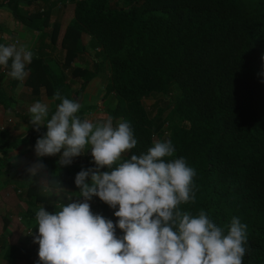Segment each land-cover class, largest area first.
Returning <instances> with one entry per match:
<instances>
[{"label": "trees", "instance_id": "trees-1", "mask_svg": "<svg viewBox=\"0 0 264 264\" xmlns=\"http://www.w3.org/2000/svg\"><path fill=\"white\" fill-rule=\"evenodd\" d=\"M110 1L75 0L60 49L63 68L81 84L68 96L62 76L65 89L60 94L79 102L105 62L110 75L104 97L115 98L109 116L113 122L130 123L138 141L124 158L171 140L172 158L183 157L196 170L195 202L180 209L193 215L203 210L225 231L238 217L247 225L242 264H264V0H122L120 7ZM58 31L55 24L52 44ZM83 36L90 38L92 50L99 49L84 65L88 49ZM45 68L42 59L33 56L24 84L33 96L43 91L52 98L56 92ZM4 71H10V62ZM18 82L12 79V84ZM151 96L172 103L179 122L168 132L161 130L165 109L159 102L148 110L143 103ZM0 105L5 110L11 105L2 87ZM23 118L33 142L46 133V127L37 132L29 116ZM13 144L2 142L1 152ZM91 159L66 167L48 161L53 187L61 182L67 191L78 192L75 176L82 168L95 167ZM38 191L29 187L27 196L39 198ZM90 206L94 214L116 223L118 206L112 209L98 197ZM116 234L123 235L118 228Z\"/></svg>", "mask_w": 264, "mask_h": 264}, {"label": "clouds", "instance_id": "clouds-1", "mask_svg": "<svg viewBox=\"0 0 264 264\" xmlns=\"http://www.w3.org/2000/svg\"><path fill=\"white\" fill-rule=\"evenodd\" d=\"M33 56L25 46L0 44V66L8 68L10 62L8 76L14 80L27 78L26 66ZM57 100L61 102L52 111L50 104ZM52 101H36L28 109L34 129H47L35 143V156L51 157L63 150L58 164L66 167L90 149L95 167L76 174L78 196L67 193L61 182L53 187L39 159L26 169L42 191L55 192L58 198L65 194L55 205L58 211L40 206L35 212L38 264H242L246 224L233 217L225 231L203 210L193 215L180 209L181 204L195 202L196 170L185 158H172L171 140L125 159L138 143L130 123L82 119L77 115L80 103L59 92ZM105 167L108 171L102 172ZM93 197L112 209L118 206L115 224L92 212ZM117 228L122 236H117Z\"/></svg>", "mask_w": 264, "mask_h": 264}, {"label": "crops", "instance_id": "crops-1", "mask_svg": "<svg viewBox=\"0 0 264 264\" xmlns=\"http://www.w3.org/2000/svg\"><path fill=\"white\" fill-rule=\"evenodd\" d=\"M74 2L75 0H0V44L25 46L34 53V56L40 57L43 64L46 65L45 74L53 83L52 90L59 93L65 89V86L61 84L62 76L65 77V81L63 80L65 85H70L72 82L71 88H66L67 93H70V90L75 92L81 84V79H73L68 69L63 68L64 55L60 49V42L65 30L73 19ZM112 3L122 5V0H111L110 4ZM46 12L48 18L44 21ZM55 24L59 26V31L55 38V44H52L50 37ZM82 40L88 49L82 63L83 65L90 64V54L94 55V52H98L99 49L94 51L90 48L88 36H83ZM102 65L103 69L108 68L109 70V66L105 62ZM99 73L100 70L84 88L82 96L87 92L92 93V87L99 88L101 86L99 94L104 99L102 98L97 103V106L101 107L108 99L104 97V88L108 78L103 81L105 78H101ZM109 75L110 73H108V77ZM25 81L26 79L12 84V78L8 76V72L4 71V67L0 66V87L11 102L8 110L0 105V144L15 142L5 153L0 150V264H38L39 246L33 243L37 227L35 212L40 206H43L48 212L58 211L59 209L55 205L58 201H62L65 195L60 193L58 198L55 192L42 191L38 184L29 178L26 171L39 159L45 165V174L47 175L48 161L51 160V157L37 158L35 156V143L40 136L33 142L31 128L23 117L28 118L29 116L30 118L28 109L34 102L52 101V98L47 97L43 91L38 96H33L31 88L24 84ZM71 95L73 96V94ZM79 103L81 108L77 115L82 119H88L93 123L95 120L97 122L106 120L98 112L101 109L87 111L91 106L83 104L81 100ZM57 105L55 101L51 102L52 111ZM88 112L92 115H87ZM27 137L28 140H25ZM87 155L81 162L87 158ZM34 179L38 180V177ZM34 186L39 188V198L34 195L27 196L28 188ZM78 192L67 191L73 196H78ZM63 202L67 204L69 201L65 199ZM31 232L33 235H29Z\"/></svg>", "mask_w": 264, "mask_h": 264}, {"label": "rangeland", "instance_id": "rangeland-1", "mask_svg": "<svg viewBox=\"0 0 264 264\" xmlns=\"http://www.w3.org/2000/svg\"><path fill=\"white\" fill-rule=\"evenodd\" d=\"M112 5V7L113 6H116V7H120L121 5L120 4H114V3H112L111 4ZM108 73H109V70H108V68H104L103 69V67H101L100 68V76H101V78H105V80H103V81H106V79L108 78ZM4 75V74H3ZM102 81V82H103ZM71 84H72V82H71ZM71 84L70 85H68L67 86V88H71ZM74 84V83H73ZM100 86V85H99ZM101 87V86H100ZM100 87L99 88H91L92 89V93H88L87 92V94H85L84 96H82V94L80 95V100L83 102V104H85V105H90L91 107L87 110V111H89V110H99V109H101V111H98L99 113H101L103 116H104V119H108V118H110V110L114 107V104H115V98H114V96L113 95H109V96H107L106 97V102L104 103V104H102V106L101 107H99L100 105H98L97 106V103L98 102H100V100L103 98V96L102 95H100L99 93V89H100ZM101 90V89H100ZM84 93V92H83ZM69 94V96L71 95V94H73L74 95V92H71V90H70V93H68ZM102 94V93H101ZM73 97V96H72ZM71 97V98H72ZM82 98H83V100H82ZM104 99V98H103ZM159 102V105L162 107V108H164L165 109V113H164V118H163V121H162V124H161V130H163V131H169V129L174 125V124H176V123H178L179 122V118H178V116L173 112V106H172V103H170L169 102V100H166V101H163V99L161 98V97H158V96H151V97H149V98H146V99H144L143 100V103H144V105H145V107L147 108V110L153 105V104H155V103H158ZM95 106V107H94ZM93 112V111H92ZM87 115H92V114H90V112H88V113H86ZM103 121H105V120H102V121H99V122H97V120H95L94 121V123H100V122H103ZM117 122H120V120H117V121H115V122H113L114 123V125L117 123ZM156 136H155V140H156ZM161 138V140L163 139L162 137H160ZM63 151V150H62ZM62 151H61V153H58L55 157L54 156H51V159L52 160H56V161H59V158H60V155H62ZM86 154H88L87 156H91V150L89 149L88 151H86L84 154H82L81 156H79V157H76V158H74L73 159V162L72 163H75V164H78V163H80L81 162V160L84 158V157H86ZM126 154V153H125ZM124 154V155H125ZM92 157V156H91ZM47 161H48V159H47ZM86 182H88V183H90V178L86 181ZM78 191H79V189H78ZM76 195V194H75ZM94 199H95V197H93L92 198V200L90 201V202H92V201H94ZM89 202V203H90Z\"/></svg>", "mask_w": 264, "mask_h": 264}, {"label": "built area", "instance_id": "built-area-1", "mask_svg": "<svg viewBox=\"0 0 264 264\" xmlns=\"http://www.w3.org/2000/svg\"><path fill=\"white\" fill-rule=\"evenodd\" d=\"M42 12V11H41ZM15 43H17V42H15Z\"/></svg>", "mask_w": 264, "mask_h": 264}]
</instances>
